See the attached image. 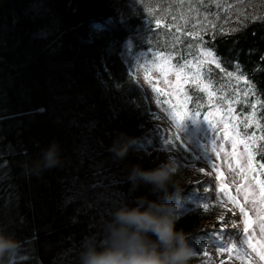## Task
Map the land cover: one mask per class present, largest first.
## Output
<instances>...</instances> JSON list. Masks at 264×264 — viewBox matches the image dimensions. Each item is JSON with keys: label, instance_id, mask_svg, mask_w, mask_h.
<instances>
[{"label": "trees", "instance_id": "1", "mask_svg": "<svg viewBox=\"0 0 264 264\" xmlns=\"http://www.w3.org/2000/svg\"><path fill=\"white\" fill-rule=\"evenodd\" d=\"M257 1L0 0V227L21 242L13 264H79L86 241L104 246L111 211L140 196L175 206V228L193 250L188 264H214L204 235L188 232L195 221H211L188 182L165 196L127 178L133 164L157 165L138 130L150 114L147 101L121 51L129 43L131 52L167 57L174 69L196 67L210 101L186 84L188 106L235 116L264 181V5ZM199 49L215 61L201 60ZM120 131L135 138L122 160L109 151ZM52 141L59 166L33 171Z\"/></svg>", "mask_w": 264, "mask_h": 264}, {"label": "rangeland", "instance_id": "2", "mask_svg": "<svg viewBox=\"0 0 264 264\" xmlns=\"http://www.w3.org/2000/svg\"><path fill=\"white\" fill-rule=\"evenodd\" d=\"M257 2L264 5V0ZM152 12L158 18L164 15L154 9ZM245 12L239 9L240 14ZM180 23L173 28L176 36L185 29L184 18ZM121 55L150 112L139 125V133L155 150L156 165L167 160L173 167L175 187L170 185L168 194L178 193L189 184L191 194L201 198L197 208L211 217L210 222L195 221L188 232L204 235L202 247L214 264H264V198L252 161L253 170L248 168L251 152L237 133L235 116L216 107L207 106L200 113L188 106L186 84L205 92L206 102L210 101L208 84L196 67L174 69L167 57L131 52L129 43L123 45ZM199 55L203 61H215L203 49ZM254 122L249 115L247 123Z\"/></svg>", "mask_w": 264, "mask_h": 264}, {"label": "clouds", "instance_id": "3", "mask_svg": "<svg viewBox=\"0 0 264 264\" xmlns=\"http://www.w3.org/2000/svg\"><path fill=\"white\" fill-rule=\"evenodd\" d=\"M134 142V137L123 131L117 132L109 151L122 160ZM60 154L59 144L50 142L32 162V170L41 172L59 166ZM173 171L167 160L147 170L133 164L127 178L133 187L137 182H143L151 186V192L167 196L169 186H174ZM176 220L174 205L150 201L144 196L136 198L135 206H117L105 226L104 246L98 250L94 243L86 241L79 252V264H188L193 250L187 244L185 234L176 230ZM148 233L156 239H148ZM20 249L21 242L15 235L0 227V264H13Z\"/></svg>", "mask_w": 264, "mask_h": 264}, {"label": "snow or ice", "instance_id": "4", "mask_svg": "<svg viewBox=\"0 0 264 264\" xmlns=\"http://www.w3.org/2000/svg\"><path fill=\"white\" fill-rule=\"evenodd\" d=\"M233 31H236V29H234ZM39 36L40 37H45L46 36V33H40L39 34ZM208 55H212V53H211V50H209L208 51ZM220 65L219 64H217V67H219ZM162 71H163V69H161ZM231 75V74H230ZM181 80V75H180V73L178 72L177 73V81H180ZM167 82V81H166ZM186 82V81H185ZM193 82L195 83L196 81L195 80H193ZM154 90H159V89H154ZM73 123H75V121H73ZM89 127H94V124L93 125H90ZM247 127V126H246ZM233 148H235V144L233 145ZM245 151H248V147L246 146V148H245ZM26 154V153H25ZM83 154V153H82ZM248 159H249V165H248V168H249V170H253L252 169V164H251V161H252V155H251V153H249V156H248ZM262 159H264V155H262ZM260 167L261 168H264V163H261L260 164ZM242 171H243V169H242ZM257 183L259 184V187H260V194H261V198H264V181H257ZM245 195H247V193H245ZM241 212H244V209L243 208H241ZM248 224H249V220L246 218L245 219V228L247 229V226H248ZM19 254H17V256H18ZM29 257H19V259L21 260V261H23V260H25V259H28Z\"/></svg>", "mask_w": 264, "mask_h": 264}]
</instances>
